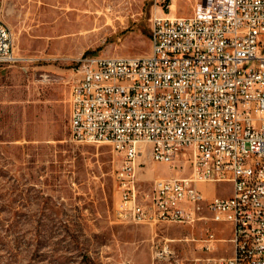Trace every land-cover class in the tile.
<instances>
[{
	"label": "built area",
	"instance_id": "obj_1",
	"mask_svg": "<svg viewBox=\"0 0 264 264\" xmlns=\"http://www.w3.org/2000/svg\"><path fill=\"white\" fill-rule=\"evenodd\" d=\"M185 1L187 13L176 14L173 4L154 13L150 54L79 58L70 138L109 144L120 156L123 221L228 223L230 237L207 230L190 264H264V0ZM4 3L0 62L16 64ZM147 151L152 162L183 173L157 178L141 199L138 168ZM217 184L231 188L210 194ZM175 241L153 245L154 264H184ZM221 243L231 246L223 251Z\"/></svg>",
	"mask_w": 264,
	"mask_h": 264
},
{
	"label": "rangeland",
	"instance_id": "obj_2",
	"mask_svg": "<svg viewBox=\"0 0 264 264\" xmlns=\"http://www.w3.org/2000/svg\"><path fill=\"white\" fill-rule=\"evenodd\" d=\"M170 4L176 14L189 10L185 0H5L4 21L21 62H0V264H154L152 247L167 238L190 264L207 230L230 237L228 223L123 221L120 156L109 144L70 138L79 58L150 54L151 19ZM180 173L152 162L147 151L138 168L141 199L152 195L157 178ZM225 188L231 185L210 186L209 193L224 195Z\"/></svg>",
	"mask_w": 264,
	"mask_h": 264
}]
</instances>
